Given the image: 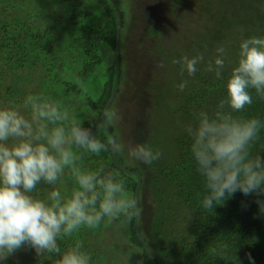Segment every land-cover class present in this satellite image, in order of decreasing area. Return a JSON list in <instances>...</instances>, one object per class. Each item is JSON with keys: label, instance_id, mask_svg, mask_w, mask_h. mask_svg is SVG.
Returning a JSON list of instances; mask_svg holds the SVG:
<instances>
[{"label": "trees", "instance_id": "trees-1", "mask_svg": "<svg viewBox=\"0 0 264 264\" xmlns=\"http://www.w3.org/2000/svg\"><path fill=\"white\" fill-rule=\"evenodd\" d=\"M190 1L171 0L163 15L173 18V28L153 24L150 20L158 16L156 11L143 23L139 40L153 41L145 48L150 63L144 64L147 69L143 71L151 101L128 114L120 107L130 103L127 71L136 63L126 39L133 6L131 0H113L121 17L118 86L106 110L116 108L124 117L118 124L103 121L108 134L100 117L115 84L117 27V14L109 0H0V107H19L28 94L57 99L84 127H93L99 139L111 135L125 144H144L162 153L150 165L130 161L126 150L115 153L116 165L132 172L126 173L115 167L112 152H84L85 170L103 165L125 180L133 200L137 190L139 215L126 224L105 222L59 238L61 252L79 240L82 250L91 256V264H151L145 252L154 264H264V215L255 202L264 196H244L237 191L212 210L203 209L205 181L197 170L192 139L186 131L188 126H196V113L211 115L226 98V82L236 66L240 42L264 37V0H194L197 6L187 15ZM178 21H184L180 32L175 27ZM170 34L173 38L166 39ZM221 45L226 48L225 66L217 78L206 69ZM198 54L204 60L192 76L182 63H174ZM185 80L188 86L181 92L177 85ZM138 111L141 134L131 132L132 126L127 139L120 125L124 119L137 117ZM233 115L264 121V98L253 92V103ZM250 154L264 156V128ZM57 186L65 195L76 184L66 174ZM51 188L38 185L33 195L44 199ZM24 251L22 248L16 255ZM34 256V261L27 255L19 254L17 260L10 256L0 264H55L59 258L48 253Z\"/></svg>", "mask_w": 264, "mask_h": 264}, {"label": "clouds", "instance_id": "clouds-1", "mask_svg": "<svg viewBox=\"0 0 264 264\" xmlns=\"http://www.w3.org/2000/svg\"><path fill=\"white\" fill-rule=\"evenodd\" d=\"M216 53L206 70L220 78L226 48L218 46ZM203 60L198 54L174 63H182L183 70L192 76ZM187 86L185 80L177 88L182 92ZM253 92L264 98V37L240 42L236 66L226 82V98L213 114L196 113V126L186 128L197 170L205 181L203 209L212 210L237 191L244 196H264V156L250 154L264 121L233 115L253 103ZM121 119L116 108L105 110L102 117L112 124ZM125 150L131 159L148 165L162 157L160 150L144 144H125L116 137L99 139L93 127H84L82 120L57 99L28 94L19 107H0V261L10 256L17 260L19 254L34 261L35 254L48 253L59 257L55 264H91L81 241L61 252L58 239L105 222L129 223L138 217L139 208L126 191L123 178L103 165L85 170L83 153ZM66 174L76 187L62 195L54 186ZM41 184L52 186L44 199L33 195ZM255 202L264 215V200ZM22 248L26 251L16 255Z\"/></svg>", "mask_w": 264, "mask_h": 264}, {"label": "rangeland", "instance_id": "rangeland-1", "mask_svg": "<svg viewBox=\"0 0 264 264\" xmlns=\"http://www.w3.org/2000/svg\"><path fill=\"white\" fill-rule=\"evenodd\" d=\"M131 2L133 6L132 17H131L132 25H131V30L129 29V32L126 31V34L129 37V38L127 37L126 39H128V47H129V51L132 54L131 56H133L136 59V63H135L136 65L134 64V62H132L130 66H128L129 70L127 71L128 76H127L126 86H127L128 94L126 96L129 99L130 103L128 105L125 104V106L120 107L121 110L127 112L128 114L132 110L138 109L140 105L141 108L146 107L149 101H151L146 90L148 86V83H146V81H148L147 75L145 76V73H143V71L144 69H147L146 66L144 68V64L146 62L148 64L150 63V59L147 57V53H145V48L146 50H148L150 48V44L153 43V41L145 38L139 40L142 37V35L139 34L142 33L144 29L143 23L146 20H149V14H153V12L156 11L158 16L150 21H153V24H158L159 22L160 24H169V26L170 27L172 26L173 28V24H172L173 18L170 17V15H166V16L163 15V13L168 11L171 0H131ZM186 5H187L186 14L191 15L192 13L189 11L193 10V8L197 6V4H195L194 0H191ZM183 26H184V21L183 22L178 21L177 25L175 26L177 29L176 32H180ZM165 38L166 39L173 38V35L172 34L166 35ZM123 117L121 120H123ZM141 120L142 119L140 118V114L138 111L137 117L136 116L130 117L129 120L124 119V122L121 123L120 129L127 136V139L129 138L128 131L132 126L133 127L130 130L131 132L133 130H137L138 133L141 134V130H140ZM129 160L133 162L138 161V160H133L130 157ZM57 187L59 188L60 186Z\"/></svg>", "mask_w": 264, "mask_h": 264}, {"label": "water", "instance_id": "water-1", "mask_svg": "<svg viewBox=\"0 0 264 264\" xmlns=\"http://www.w3.org/2000/svg\"><path fill=\"white\" fill-rule=\"evenodd\" d=\"M109 2L112 4V6H113V8H114V10H115V12H116V14H117V27H116L115 45H114V47H115V68H116L115 84H114V89H113L112 93L110 94V96H109V98H108V100H107V102H106V104H105V106H104V108H103V110H102L101 117H100V121H101L102 125L106 128L108 134H109L110 132L108 131L106 125H105L104 122L102 121V117H103V114H104V112H105V110H106L108 104H109L110 101L112 100V98H113V96H114V94H115V92H116V90H117V86H118V85H117V84H118V37H119V31H120V27H121V17H120L119 11H118V9L116 8V6H115L113 0H109ZM110 137H112V136L110 135ZM112 161H113V163L115 164V167H116L118 170L123 171V172H126V173H132V172H129V171H127L126 169H123V168L119 167L118 165H116V163H115V153H112ZM138 182H139V176L136 175V185H138ZM134 201H135L136 204H137V190L134 191ZM135 230H136V232H137V235L140 237L138 230H137L136 228H135ZM141 243H142V241H141ZM145 254H146V257H147V259L149 260V262H150L151 264H154L153 261L151 260V258L148 256L147 252H145Z\"/></svg>", "mask_w": 264, "mask_h": 264}]
</instances>
